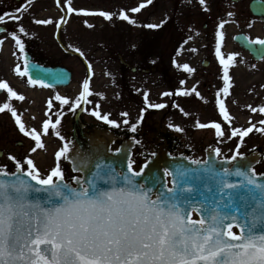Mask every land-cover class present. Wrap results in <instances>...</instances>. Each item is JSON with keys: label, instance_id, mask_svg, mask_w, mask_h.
<instances>
[{"label": "snow or ice", "instance_id": "snow-or-ice-1", "mask_svg": "<svg viewBox=\"0 0 264 264\" xmlns=\"http://www.w3.org/2000/svg\"><path fill=\"white\" fill-rule=\"evenodd\" d=\"M33 2L26 0L15 13L0 14V33L8 31L7 23L16 24L17 31L10 35L18 52L24 56L23 65L17 63L15 66L16 75L27 77L31 86L51 87L45 79L33 78L36 73L31 72V68L38 72L43 70L32 66L25 52V38L29 33L20 23L21 14L26 13ZM152 3L153 0H138L137 5L127 11L113 13L77 9L72 6V0H66V15L99 16L109 22L117 17L135 26L138 21L131 14L140 13ZM185 3L193 7L198 4L202 13L212 12L211 0H195V3L185 0ZM56 4L61 5L62 0H56ZM227 15L233 16L234 13L228 12ZM65 22L66 16H61L57 27ZM228 22L219 20L214 33L215 57L223 81V87L216 92L215 106L222 121L202 123L196 119L194 125L197 129H213L216 137L223 140L227 134L224 125L227 124L228 138H239L235 154L225 157L220 161L221 165L229 160L236 161L238 157L244 160L239 149L245 137L254 130L264 134V119L259 120V126L250 118L248 127H234V117L225 104L233 87L230 69L237 63L239 55L222 51L226 35L224 28ZM34 23L48 25L56 22L35 19ZM83 23L90 29L95 27L88 19ZM166 23L167 18L143 27L159 29ZM250 43L264 46V39L257 38ZM3 44L4 40L0 39V46ZM74 50L84 56L80 48ZM176 67L188 74L196 71L187 63H176ZM87 69L89 75L80 84L78 95L70 98L57 92L48 99L47 118L42 121L41 129L29 127L12 103L13 100L24 101L25 96L14 90L7 80H0V90L7 94L6 102L0 104V113H9L19 133L34 142L31 153L45 147L42 137L48 135L50 129L64 141L55 153V165L47 175L41 174L30 156L18 159L9 154L8 160L13 163L14 170L0 165V264H264V174H257L251 163H238L217 170L209 161L194 160L191 163L200 167L176 164L172 171L165 168L164 175L172 179L163 181L155 174L145 176L150 161L137 171L135 161L129 158L126 170L117 172L112 164L104 162L103 157L94 160L92 154L70 155L73 152L70 142L57 128L65 114L64 107L75 113L84 105L93 103L90 98L94 95L103 97V93H96L91 87V63L87 64ZM185 83V80L180 81L181 85ZM174 95H194L204 100L197 86L162 93L163 97ZM54 102H59L60 106L55 113ZM144 103L147 108L168 107L167 103H150L147 94ZM173 106L185 117L190 115L180 104L173 102ZM247 107L253 114L264 116V105ZM99 109L97 103L91 111L98 120L117 128L123 123L133 133L137 131V125L130 124L127 119L128 112H122L120 115L125 119L118 122L110 119V113L102 114ZM145 111L142 109L138 117L141 122ZM168 127L184 132L177 125L169 124ZM214 151L219 157L221 149ZM62 158L73 162L74 171L82 172L90 166L94 170L87 177L74 176L70 183L61 167Z\"/></svg>", "mask_w": 264, "mask_h": 264}, {"label": "rangeland", "instance_id": "rangeland-1", "mask_svg": "<svg viewBox=\"0 0 264 264\" xmlns=\"http://www.w3.org/2000/svg\"><path fill=\"white\" fill-rule=\"evenodd\" d=\"M250 1L211 0L212 12L209 14L202 13L198 4L193 7L186 4L185 0H153V3L140 13L131 14L138 21L134 26L117 17L109 22L99 16L85 17L75 13L67 16L66 0H62L61 6L56 4V0H34L28 11L21 14L23 19L20 23L29 33L25 38L26 47L31 49L38 60L62 64L72 70L74 73L72 84L68 88L49 90L32 87L25 77L16 75L15 66L17 63L23 65V61L22 54L18 52L10 35L12 31H17L14 22L7 23L8 31L0 34V39L4 40V44L0 46V80H7L14 90L25 96L24 101L13 100L12 103L29 127L41 129L42 121L47 118L45 113L48 99L54 97L57 92L70 98L78 95L80 84L89 75L87 64L91 63L93 72L91 87L94 92L103 93V97L96 95L91 97L93 103L85 106L88 110L84 112V116L89 121L108 125L91 114L97 103L102 114L110 113V119L118 122L125 119L120 115L122 112L129 113L127 119L130 124L137 125L135 133L140 137L139 146L134 150L132 157L137 171L145 162L141 153L146 151L151 153L159 144L158 133H165L176 139L178 141L176 153L187 148L193 159L203 160L207 147L220 148V157L229 158L235 154L239 138H228L230 131L227 124L224 125L227 134L223 140L216 137L213 129H197L194 125L196 119L202 123L222 121L215 106L216 92L223 87V81L220 78L222 70L215 57L214 36L221 19L229 21L224 28L226 35L222 51L239 54L237 63L230 69L233 78L231 94L225 98V104L234 117L233 126L248 127L250 118L259 126V120L264 119V116L253 114L247 107L252 105L258 108L264 105V61L255 62L233 42L234 35L239 33L247 35L252 40L264 37V22L251 14ZM193 2L195 3V0ZM25 3L26 0L20 2L0 0V14L15 13L16 9ZM137 3L138 0H72V6L77 9L106 10L113 13L127 11ZM228 12L234 15L228 16ZM61 16H66V25L61 30L60 41L80 57H63L64 53L55 38L60 28L57 24ZM166 18L167 23L159 29L143 27L147 23H160ZM35 19H52L56 23L37 25L34 23ZM84 19H88L95 27L88 28L83 23ZM75 48H80L84 56L76 52ZM203 61L210 64L203 67ZM125 63L150 71L133 72L124 67ZM176 63H187L196 71L188 74L178 69ZM181 80H185L186 83L181 85ZM193 86L198 87L204 100L194 95L162 96L165 91L175 92L177 89ZM145 94L148 95L150 103H167L168 107L147 108L144 103ZM6 100L7 94L3 91L0 94V104ZM173 102L180 104L190 115L185 117L173 106ZM54 104L53 113L60 107L59 102ZM142 109L146 111L141 122L138 117ZM64 113L57 128L68 141L73 112L68 111L65 106ZM169 124L182 127L184 132L169 128ZM110 127L117 132H132L130 127L123 123L119 128ZM42 140L45 147L31 153L30 148L34 146V142L19 133L9 113H0V165H7L10 170H14L13 163L8 160L9 154L15 155L18 159L30 156L41 174L47 175L54 167L55 153L63 146L64 141L55 135L53 129H50L49 134L43 136ZM256 148H260L264 153V134L254 130L245 137L239 151L246 153ZM61 167L65 176L72 178L70 166L63 158ZM256 170L258 172L264 170V159L256 166Z\"/></svg>", "mask_w": 264, "mask_h": 264}, {"label": "water", "instance_id": "water-1", "mask_svg": "<svg viewBox=\"0 0 264 264\" xmlns=\"http://www.w3.org/2000/svg\"><path fill=\"white\" fill-rule=\"evenodd\" d=\"M251 12L256 15L260 16L261 18L264 17V2L259 0H254L250 5ZM234 41L245 51L249 52L251 56L257 60L261 61L264 59V46L258 44L250 43V39L243 34L237 35L234 38ZM24 58V57H23ZM27 59L32 66H39V69L43 70L42 72H38L35 68H31L30 71L36 73L33 78H40L45 79L47 84H50L51 87H66L70 84L72 79V74L65 68L62 67H44L40 66L36 63L31 61L29 55H27ZM81 111L78 112L75 116V130L73 140L76 141L75 146L71 147L73 152L70 155L75 157L76 153H81L83 155L92 154L93 159H99L103 157L104 162L107 164H112L117 172L126 170V165L128 159L132 157V150L135 147L136 139L134 137L130 138L129 140H123L122 144L119 147V151H112V145L115 144L117 140H122V137L116 136L114 133L102 130L100 128H92L88 131H83L84 125L80 119ZM79 130V134L77 133ZM167 143L160 146L157 149V153L150 158L149 166L145 169V176L152 177L153 174L158 176L161 180L167 181V176L164 175V169L168 168L170 171L173 170V166L176 164H182L188 168H198L200 166L192 164L191 160H189L185 155H181L179 157L171 156L166 149ZM244 160H240L237 158L236 161H231L221 165L220 161L218 160L215 151L211 148L206 150V160L209 161L211 164H215L216 169L219 170L221 167H233V165L251 163L252 167L259 162L260 154L255 152L250 154L249 156L243 155ZM224 160V159H223ZM70 163L71 169L75 174H79L81 177H87L90 175L91 171L94 170L91 166L86 169L85 171H74L73 170V162L70 160H66ZM170 180L172 179L171 176ZM205 178H207L205 176ZM143 182V181H141ZM150 183V181H149ZM159 187V185H156Z\"/></svg>", "mask_w": 264, "mask_h": 264}, {"label": "flooded vegetation", "instance_id": "flooded-vegetation-1", "mask_svg": "<svg viewBox=\"0 0 264 264\" xmlns=\"http://www.w3.org/2000/svg\"><path fill=\"white\" fill-rule=\"evenodd\" d=\"M33 60H34L35 62L40 63V64H45L46 66H55V64H53V63L42 62V61H39V60L37 61L36 59H33ZM56 65H57V64H56ZM124 67L129 68L131 71L133 70L129 64H125ZM84 122H85L88 126H90V127H92V126H96V125H99V126H101V127H106V128H107V126H105V125H103V124L95 123V122L89 121V120H87L86 118L84 119ZM72 129H73V126H72V120H71V132H72ZM85 129H87V127H86ZM124 134H126L127 137L130 136L129 132H124ZM69 141H70V138H69L68 142H69ZM170 150H171L173 153H175V152L173 151L172 148H171Z\"/></svg>", "mask_w": 264, "mask_h": 264}]
</instances>
